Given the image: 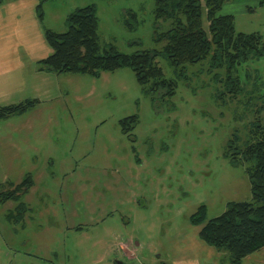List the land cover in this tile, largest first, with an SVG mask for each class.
<instances>
[{"label": "rangeland", "instance_id": "obj_1", "mask_svg": "<svg viewBox=\"0 0 264 264\" xmlns=\"http://www.w3.org/2000/svg\"><path fill=\"white\" fill-rule=\"evenodd\" d=\"M89 5L97 10L103 49L163 50L155 34L171 23L156 22L155 0H50L43 27L64 33L67 17ZM130 11L139 18L133 31L125 25ZM220 15H233L238 32L264 39V0H232ZM6 32L0 43H16ZM28 39L23 45L43 41L51 49L45 30ZM158 63L178 89L157 103L128 68L99 78H36L30 62L25 85L12 95L0 91V101H35L22 115L0 121V191L10 188L2 187L4 178L14 186L28 177L34 182L20 197L31 211L17 224L7 215L20 201L0 203V264H232L229 252L200 239L204 224L191 217L205 205L206 223L231 202L252 201L248 166H234L226 154L235 135L246 140V97L218 100L220 86L207 64L188 66L189 78H180L165 57ZM247 67L264 77V57ZM131 116L138 122L126 131L121 121ZM241 264H264V249Z\"/></svg>", "mask_w": 264, "mask_h": 264}, {"label": "trees", "instance_id": "obj_2", "mask_svg": "<svg viewBox=\"0 0 264 264\" xmlns=\"http://www.w3.org/2000/svg\"><path fill=\"white\" fill-rule=\"evenodd\" d=\"M48 1L40 0L37 7L41 21L44 19V4ZM230 1L155 0L156 22L171 23L170 29L164 32L157 30L155 34L157 42L165 43L163 50H143L132 54L122 53L114 46L103 49L99 43L96 7L79 8L67 17L66 32L45 30L52 53L38 64L41 71L98 78L103 72L128 68L133 71L143 91L157 103L158 100L172 99L178 89V80L166 78L158 63L160 57H165L179 72L180 78L187 77L188 66L207 64L208 75L220 86L216 94L222 102L246 97V101L241 103L244 113L251 115L246 140L241 142L235 135L226 145V154L234 166H248L252 201L231 202L221 215L206 223L205 205L191 217L193 224H204L199 235L205 244L229 252L232 264H241L247 256L264 249V77L258 70L247 67L251 61L264 57V39L256 33L238 32L233 15L219 16L223 5ZM3 2L0 0V5ZM127 15L126 27L136 30L138 15L133 11ZM241 69L245 75H241ZM33 105L35 101L28 100L0 107V119L21 115ZM137 122V116L121 121L126 131H132ZM33 184V178L28 177L21 184L0 191V203L19 202L21 195L27 194ZM28 210L26 203L20 201L8 218L18 223Z\"/></svg>", "mask_w": 264, "mask_h": 264}, {"label": "crops", "instance_id": "obj_3", "mask_svg": "<svg viewBox=\"0 0 264 264\" xmlns=\"http://www.w3.org/2000/svg\"><path fill=\"white\" fill-rule=\"evenodd\" d=\"M39 3L40 0H10L6 4V0H4V2L0 5V18L4 17L5 18L4 22H6L7 24L6 27H3L4 22L0 19V33H3L4 28L9 29V32H6V34L13 33L12 36L16 39V43L14 42L4 43L5 41L0 43V83L5 82L6 78L14 79L11 85H3L2 87H0V91L6 96L12 95L11 92L16 90L17 89L16 86H19L20 83H21L20 86L25 85V82L27 81L26 71L28 70L30 62H32L30 69L33 72V75H31V77L33 76L36 78H40L37 75L40 76L44 75L46 77H52V78L69 76L68 74L59 75L49 71L40 70L38 61L44 59L46 55L49 56L52 53L51 49L50 48L48 49V47L46 46V44H44L43 41H41L38 44L37 41L31 43L32 41L31 40V41H27L26 45H23V41L25 39L26 40L28 39L30 29L31 31H33L34 34H32V36L28 40L33 39L38 35V29H40L42 35H43V31L46 30V28L43 27V21L40 22L41 20L38 19L37 6L39 5ZM28 27H31L29 28L28 32L22 31L23 28H28ZM28 100L31 99H26L25 101ZM17 103L20 104L22 102L18 100L10 101L4 99V101H0V107L16 105ZM34 106L35 105H33V107ZM14 116L15 115H11L9 117L0 119V121L10 119L11 117ZM1 182H2L1 183L2 187L14 186L13 185L14 183L10 182V179L4 178L1 180ZM27 206L29 209L27 211L28 214L31 211V207L29 205ZM11 222L13 223L14 221ZM24 223L26 224V222Z\"/></svg>", "mask_w": 264, "mask_h": 264}, {"label": "water", "instance_id": "obj_4", "mask_svg": "<svg viewBox=\"0 0 264 264\" xmlns=\"http://www.w3.org/2000/svg\"><path fill=\"white\" fill-rule=\"evenodd\" d=\"M117 264H123L122 262H117Z\"/></svg>", "mask_w": 264, "mask_h": 264}]
</instances>
